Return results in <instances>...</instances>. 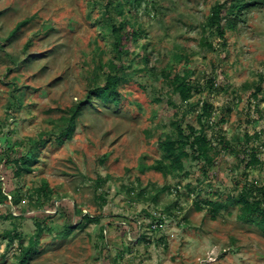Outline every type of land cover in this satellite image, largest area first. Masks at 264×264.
I'll use <instances>...</instances> for the list:
<instances>
[{
  "label": "rangeland",
  "instance_id": "rangeland-1",
  "mask_svg": "<svg viewBox=\"0 0 264 264\" xmlns=\"http://www.w3.org/2000/svg\"><path fill=\"white\" fill-rule=\"evenodd\" d=\"M219 1L141 0L106 19L108 0H0V151L8 157L0 162V264H18L36 221L40 246L26 264H264L263 235L227 202L244 187L264 186V0L224 42L205 27ZM124 20L140 37L115 61L107 34ZM99 61L128 75L119 101L93 98L72 138L58 145L52 136L32 171L15 177L14 161L30 156L63 111L103 84ZM163 71L203 92L181 104ZM16 87L22 101L8 107ZM203 102L213 107L210 162L189 157L181 175L149 170L175 123L186 133L199 129ZM251 149L257 162L245 169ZM44 181L59 197L56 210L35 191ZM203 201L228 204L212 218ZM84 215L96 220L63 238L69 223H86Z\"/></svg>",
  "mask_w": 264,
  "mask_h": 264
},
{
  "label": "trees",
  "instance_id": "trees-1",
  "mask_svg": "<svg viewBox=\"0 0 264 264\" xmlns=\"http://www.w3.org/2000/svg\"><path fill=\"white\" fill-rule=\"evenodd\" d=\"M141 0H121L117 3L115 0H108L105 8L104 17L110 18L111 12L114 10L118 16L122 14L125 5L137 7ZM257 5L256 0H222L216 2L210 9L209 16L206 18L205 27L213 31L217 38L224 42L227 31H236L238 27L245 24L251 14L252 8ZM22 27V23L17 24L15 29L9 34L8 39L12 38ZM109 32L107 34L110 40V49L112 58L117 61L120 60L121 55L125 52L124 46L132 40H137L140 37L139 32L134 30L125 20L119 24L110 23ZM98 71L104 75V81L101 86L90 88L84 100L73 104L71 107L62 112L55 122L53 131L42 133L39 140L32 145L31 155L25 159L15 160V177H22L23 174H28L32 171V166L38 162L41 150L45 147L52 136L58 145H62L65 141L70 140L75 130L76 120L81 116L83 109L86 106L92 105V100L97 99L104 104L119 101V88L128 81V75L123 72L122 65L113 62L99 61L97 66ZM162 77L167 82V86L172 93L179 98L181 104H186L192 96L203 92L204 87L190 83L185 76L171 75L170 72L163 71ZM206 86L213 88V82L207 81ZM14 91L19 92V88ZM262 93L261 86H256V96ZM22 93L19 95H12V103L20 104L22 101ZM213 107L208 102H203L200 111L197 114V122L199 129L194 130L190 128V133H186L179 124H174V131H171L159 142V150L161 152V159L157 160L153 165L147 167L149 170L161 173L163 175H170L176 173L178 175L185 174V159L189 157L202 158L206 163L210 162L208 153L212 149V141L208 138L206 129L210 125V118L213 113ZM174 123V122H173ZM223 150L234 153L235 148L225 139L220 141ZM244 158L241 162L244 168H248L257 162L256 150L251 149L250 153H243ZM8 158L3 156L0 151V162ZM42 204H46L47 208L56 210L54 202L59 200L52 189L49 188L47 182L35 189ZM162 190L157 192L152 200H156ZM208 207V212L212 218H215L221 209L227 207V204L219 203L217 201H203ZM232 205L238 206L237 218L246 223H252L264 237V186L248 188L244 187L242 192L233 199L228 200ZM61 206V203H59ZM200 210V207H197ZM76 216H80L81 212L75 210ZM35 216L40 218H47L50 213L44 211H37ZM36 217H34L35 219ZM37 219V218H36ZM82 220L86 223L78 221L76 224L69 223L62 233L63 238L69 236L74 229L85 228V224L95 221V217L84 215ZM36 231L31 236L29 243L23 246L20 243L19 261L18 264H26L28 258L38 252L40 246V239L43 232L42 226L37 221L35 222ZM118 228L121 225H117ZM10 240L11 237H10Z\"/></svg>",
  "mask_w": 264,
  "mask_h": 264
}]
</instances>
